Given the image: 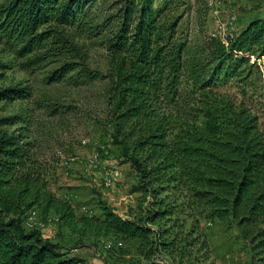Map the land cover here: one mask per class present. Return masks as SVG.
<instances>
[{"label": "trees", "instance_id": "trees-1", "mask_svg": "<svg viewBox=\"0 0 264 264\" xmlns=\"http://www.w3.org/2000/svg\"><path fill=\"white\" fill-rule=\"evenodd\" d=\"M107 1L9 0L0 6V37L28 66L55 61L50 84L106 81L112 145L136 170L134 192L149 209L141 207L145 216L133 219L109 207L100 217H77L51 189L48 162L34 150L32 117H0V264L84 262L44 238L40 228L27 229L35 208L54 213L80 240H139L136 253L143 261L135 264H156L161 255L183 259L194 242L182 246L181 236L192 237L203 219L227 222L236 226L251 264H264V128L250 109L219 89L241 76L242 68H253L255 49L264 52V18L227 42L211 36L191 48L178 33L181 18L165 14L167 5L116 0V12L99 21L94 8ZM83 35L103 42L104 74L86 66ZM32 97L30 86L0 89V104ZM187 221L191 228L184 236ZM202 246L208 247L205 238Z\"/></svg>", "mask_w": 264, "mask_h": 264}, {"label": "rangeland", "instance_id": "rangeland-1", "mask_svg": "<svg viewBox=\"0 0 264 264\" xmlns=\"http://www.w3.org/2000/svg\"><path fill=\"white\" fill-rule=\"evenodd\" d=\"M7 1L0 0V6ZM115 1L98 3L93 12L100 16L99 21L116 12L111 7ZM166 5L165 14L172 19L181 18L178 33L188 38L191 48L211 36L226 41L252 20L264 18V0H156L157 8ZM83 37L80 44L84 45L86 66L104 74L107 70V51L103 42L95 36ZM0 63L9 64V69L0 68V89L21 85L30 86L33 90V97L28 101L0 104V117L15 114L32 117L34 150L40 159L48 162L51 189L57 198L70 204L79 218L100 217L103 207L112 208L124 219H133L137 215L144 217L146 212L141 207L148 210L149 204L141 203V193L134 192L139 183L137 172L123 158L121 148L112 145L110 135L113 125L108 121L106 81L99 78L83 85H75L70 80L50 84L47 76L56 66L55 61L28 66L26 60L19 58L1 37ZM250 65L253 68H242L241 76L224 81L219 89L250 109L259 118L263 129L264 52L255 49L250 55ZM55 108L59 112L51 115V110ZM107 173L110 174L111 184L106 183ZM35 209L38 214L33 210L26 220L31 218L43 223L45 227L40 228V232L44 238L82 259L84 262L81 264H135L143 261L136 253L139 240L122 243L111 237L97 238L92 235L80 240L78 233L58 222L54 213L46 214ZM152 228L157 226L152 225ZM190 228L191 222L187 221L184 236ZM181 237L185 241L182 246H186L189 240L194 242L192 247H185L183 259L177 256L172 262L161 255L153 262L251 264L249 250L233 224L203 219L198 232L192 237ZM203 238L208 247L202 246Z\"/></svg>", "mask_w": 264, "mask_h": 264}, {"label": "bare ground", "instance_id": "bare-ground-1", "mask_svg": "<svg viewBox=\"0 0 264 264\" xmlns=\"http://www.w3.org/2000/svg\"><path fill=\"white\" fill-rule=\"evenodd\" d=\"M34 212V211H33ZM36 214V213H35ZM29 218V217H28ZM27 221V220H26ZM45 223V222H44ZM43 223H41V222H37V221H34L33 219H29L27 222H25V225H26V227H27V229L29 228V229H34V228H42L43 227V225H42Z\"/></svg>", "mask_w": 264, "mask_h": 264}, {"label": "built area", "instance_id": "built-area-1", "mask_svg": "<svg viewBox=\"0 0 264 264\" xmlns=\"http://www.w3.org/2000/svg\"><path fill=\"white\" fill-rule=\"evenodd\" d=\"M236 20V18L234 17V21ZM92 163L94 164V157H93V160H92ZM106 183H109V184H111V177H110V174L109 173H107L106 174ZM43 225V224H42ZM45 226L43 225V228H44Z\"/></svg>", "mask_w": 264, "mask_h": 264}]
</instances>
